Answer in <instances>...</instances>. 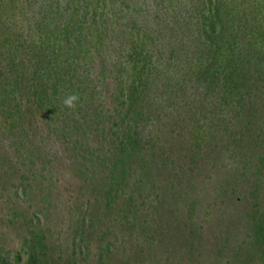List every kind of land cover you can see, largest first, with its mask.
Segmentation results:
<instances>
[{"label":"trees","instance_id":"1","mask_svg":"<svg viewBox=\"0 0 264 264\" xmlns=\"http://www.w3.org/2000/svg\"><path fill=\"white\" fill-rule=\"evenodd\" d=\"M42 127L59 136L81 192L69 203L79 219L73 249L65 242L56 261L45 239L50 168L43 209L8 217L23 218L29 236L0 264H264V0H0V147L17 152L19 181L36 176ZM224 161L259 186L242 199L252 206L241 239L226 226L202 253L194 187L204 174L220 177ZM151 178L175 199L159 190L145 209ZM28 187L7 191L14 209L33 200ZM160 201L191 202V212L174 210L162 227ZM149 207L158 211L147 223ZM180 239L189 247L177 254Z\"/></svg>","mask_w":264,"mask_h":264},{"label":"rangeland","instance_id":"2","mask_svg":"<svg viewBox=\"0 0 264 264\" xmlns=\"http://www.w3.org/2000/svg\"><path fill=\"white\" fill-rule=\"evenodd\" d=\"M150 10H153L152 7L150 8ZM151 48L154 49V47ZM97 64L98 62L94 63V65ZM103 106L107 108L109 105L105 103ZM36 133V142L39 143L41 141L42 144H40V146H46L44 147L45 153L39 154L41 158H35V177L27 175L26 177H24V179L19 181L18 175L13 176V173L20 172L21 169L12 171L13 169L11 168L13 166L16 168L22 167V165L18 161L17 152H14V149L12 148L0 147V178L3 180L1 181L0 179V245H3V247L0 246L1 248H3L1 249L3 251L0 253V257L6 255V252L10 251L9 254H7L6 258H10L9 260H13L15 253L20 250L21 237L29 236V234L26 233L29 226L24 223L25 220H23V218L21 219V221L14 219V224H9L8 217H15L16 215H20L21 210L23 212L25 211L24 215H30L34 208H36V210L38 211H41L43 209V204L36 203L40 197H45L42 189H44L45 186V178L48 177V174H50V168H52V172L54 174L53 192L50 195L46 205L48 207V212L50 213V215H48V218L50 220H47V218L44 217V209L42 213L39 212V217L41 218L40 220L43 222V225L50 226L49 231L45 234V239L54 244L56 247L54 251L51 249V251L49 252L51 254V257L56 261H62L68 254V252H66V255L61 252L62 246H65L66 242L73 249L71 241L75 236V229L77 228V223L79 222L78 217H69V203L74 201L78 195H81V192L79 191L77 181H75L71 176V174L73 173V165L70 163V161H68L69 159L65 157L66 152L63 151L59 136L55 135L51 138H46L49 137V133L46 127H42L41 130H39V132L37 131ZM215 165L216 166L214 167H216V169H219L218 172L220 171V177H217L212 173L208 175L204 174L194 187L199 196L200 205L193 217H203V219L206 220L205 222L194 220L195 223L193 224V229L195 230H200V227L202 225H205L204 229L201 230L203 235L200 236L199 240V242L201 241V246L203 248L201 249L202 251L199 252L202 253L205 251V245L209 242H214L216 240L222 242V240L225 239L227 233H222V228L226 226L231 227L232 230L238 231V233L234 231L238 234L237 241L241 239V233L244 234V228L246 227V213H251L252 206L250 205V203H243L242 199L244 196H248L250 194L247 190V186H250L249 188L251 190L255 188L254 186H259L258 183L254 184L253 182H249L247 184L243 183V181L245 182V180L249 179V177L244 178V173L243 171H241L243 167L240 164H230V161H224ZM252 165L253 164H251L250 167ZM254 169L255 166H252L251 171H254ZM249 170L250 168L247 170V172L245 171V175H247L246 173H249ZM231 172H238V179L235 178L232 179V182H229L227 180L228 177L226 176ZM9 174L13 176V179H8L10 183H13V188L8 187L6 190L2 187V183H4V180L6 181V177L8 178ZM150 182L154 185V187H151V196L145 201V209L148 206V202H151L153 198H156V196L158 195L157 193H159L160 190L158 187V185H160L158 179L151 178ZM21 183L22 185L28 183L31 184V188H28L33 200L31 199L29 203L23 201L25 203L22 205V208L26 206V208L24 209L20 208L19 204H16L18 207L14 209L15 205L14 203L10 202V197H8L9 195L7 191L10 189L12 191V189L14 188L17 189L18 187H20ZM40 190L42 191L41 193ZM162 190H160V195L164 200L170 202V199H175V196L171 194L170 190H163V192ZM258 191L261 192L260 189ZM207 193H210L209 198L206 197L207 195L205 196V194ZM255 193L256 191L253 192V194ZM258 194L260 193L258 192ZM57 196L60 197L61 202H58ZM161 196H159V198H161ZM156 202H158V200ZM156 202H154V205H157ZM55 204H58V206L54 207ZM158 204L160 206L158 220L162 221V227L165 226L166 220L164 218L166 216H168L169 221L174 219L172 218L174 210L182 213V215H188L187 212H191V202H186L182 205H178L176 203H174V205H169L164 201H160ZM145 209L143 208L142 213H144ZM157 211L158 210H156L155 208L149 207L147 223L151 221L153 215L157 213ZM18 212L20 214H17ZM55 219H59L61 220V222L56 225L54 223ZM249 223L250 222L248 220V223H246L247 226H250ZM20 226L22 227L20 228ZM184 229L186 231L187 228L185 227ZM182 240L183 239H180L179 241L173 243V246H177L178 248V252H176L177 254L181 253V246L185 248L189 247V245H187ZM72 244L75 243L73 242ZM76 244L78 245L76 250L85 248L84 243H79L78 237H76ZM140 245L144 247L145 252L148 250L147 245ZM212 246H215V243H212V245H210V247ZM134 247L135 251L137 250V248L138 251L141 248L140 246ZM94 249L95 248L93 247V251ZM213 255L208 256V263L210 260H212ZM204 256L205 253L203 254V257ZM165 258L166 257L163 255V259ZM222 258L224 260L225 256H222ZM146 261H148V259H146ZM172 261L173 260L171 258L170 260L164 262L169 263ZM146 264L149 263L146 262Z\"/></svg>","mask_w":264,"mask_h":264},{"label":"clouds","instance_id":"3","mask_svg":"<svg viewBox=\"0 0 264 264\" xmlns=\"http://www.w3.org/2000/svg\"><path fill=\"white\" fill-rule=\"evenodd\" d=\"M76 99L75 96H69L64 102L65 104L71 106L72 105V102Z\"/></svg>","mask_w":264,"mask_h":264}]
</instances>
